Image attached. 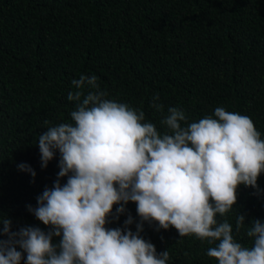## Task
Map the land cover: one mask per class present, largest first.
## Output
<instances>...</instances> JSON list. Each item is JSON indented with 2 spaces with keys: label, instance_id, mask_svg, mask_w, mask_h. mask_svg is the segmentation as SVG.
Listing matches in <instances>:
<instances>
[{
  "label": "trees",
  "instance_id": "16d2710c",
  "mask_svg": "<svg viewBox=\"0 0 264 264\" xmlns=\"http://www.w3.org/2000/svg\"><path fill=\"white\" fill-rule=\"evenodd\" d=\"M93 74L109 99L142 110L158 130L162 114L150 107L157 93L164 114L176 107L191 123L224 107L249 116L264 139V0H0V214L13 232L49 231L28 206L56 181L59 153L42 169L38 137L45 120L70 121L71 81ZM257 189L240 185L226 217L246 246L235 217L264 222V173ZM116 207L106 227L123 229L131 215L135 233L136 205L113 219ZM141 237L157 253L168 250V264H217L210 245L173 228L144 223Z\"/></svg>",
  "mask_w": 264,
  "mask_h": 264
},
{
  "label": "clouds",
  "instance_id": "9594fccd",
  "mask_svg": "<svg viewBox=\"0 0 264 264\" xmlns=\"http://www.w3.org/2000/svg\"><path fill=\"white\" fill-rule=\"evenodd\" d=\"M71 86L70 121L45 120L37 141L42 169L59 153L56 181L28 206L49 231L13 232L0 214V264H168V250L157 253L141 237L144 223L206 242L217 264H264V222L246 226L237 213L235 231L246 228V246L226 218L239 186L257 189L264 173V139L249 116L216 107L189 123L176 107L164 114L157 93L150 107L162 114L161 131L142 110L109 99L96 75H80ZM17 167L35 177L29 165ZM130 202L139 218L135 233L131 215L123 229L106 227L113 207L118 219Z\"/></svg>",
  "mask_w": 264,
  "mask_h": 264
}]
</instances>
